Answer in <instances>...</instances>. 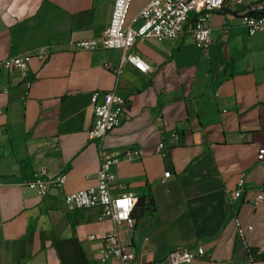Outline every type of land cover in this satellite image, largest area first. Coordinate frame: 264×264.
Masks as SVG:
<instances>
[{
  "label": "crops",
  "instance_id": "obj_1",
  "mask_svg": "<svg viewBox=\"0 0 264 264\" xmlns=\"http://www.w3.org/2000/svg\"><path fill=\"white\" fill-rule=\"evenodd\" d=\"M145 1H130L125 22L132 28ZM111 7L112 0H0V59L46 55L30 60L24 78L0 70V264H94L101 236L112 230L135 254L129 264L197 245L205 256L189 264H264V193L252 205L264 185V163L255 158L264 147V32L248 35L238 19L264 10V0L211 11L204 52L187 31L194 13L175 39H136L132 50L145 72L120 62L119 49L70 46L99 37ZM107 90L124 99L119 123L101 141L88 139L89 95L99 99ZM159 141L163 155L153 150ZM133 148L140 155L112 164L108 183L112 195L143 204L152 197L149 210L134 203L131 229L98 220V206L67 208L63 193L95 184L100 154ZM38 167L65 174L61 188L39 197L18 186ZM238 178L243 184L231 199ZM233 215L250 226L243 241Z\"/></svg>",
  "mask_w": 264,
  "mask_h": 264
},
{
  "label": "built area",
  "instance_id": "obj_2",
  "mask_svg": "<svg viewBox=\"0 0 264 264\" xmlns=\"http://www.w3.org/2000/svg\"><path fill=\"white\" fill-rule=\"evenodd\" d=\"M131 0H112V7L108 23L99 37L82 38L70 42L73 49L93 50L95 48L119 49L124 53L120 62L129 63L135 70L145 72L148 65L142 57L132 50L136 39L151 38L155 41L164 39H175L185 29L189 13H194V19L189 27L188 34L195 47L204 52L209 45L208 19L213 10L220 9L226 2H240L241 0H146L138 10L136 17L139 24L132 28L125 22L126 14ZM250 12V11H249ZM241 12L238 16L239 23L245 28L246 33L251 35L257 31L264 32V13ZM256 12V11H253ZM42 53H16L0 59V70L16 69L24 78L27 75L28 64L31 59H44ZM105 69L114 72L119 71V65L111 67L107 62L103 63ZM29 80H25L28 86ZM0 89L5 90L2 86ZM91 107V123L87 129L88 139L102 140L105 134L118 125L123 112L124 99L113 90L103 91L98 99V92L93 91L89 95ZM171 136L176 138V134ZM163 143L161 141L154 145V152L163 155ZM140 155L138 149H126L123 153L111 152L99 155V162L95 171L96 182L93 186L63 193L62 200L67 208H85L98 206V220L107 219L113 227L124 225L131 229L134 225V217L131 213L135 203V197L131 194L112 195L110 193L109 181L113 174L109 167L118 161L130 160ZM256 161L264 163V147L260 148L256 155ZM168 171L162 173V178L168 176ZM65 174H47L43 167H38L28 180H21L18 186L26 187L41 197L48 187L60 189ZM243 179L236 180V188L230 193L234 199L239 195ZM264 193V185L253 196L252 205L255 207ZM232 223L236 234L242 239L244 230L250 226L241 225L237 215H233ZM103 243L102 255L94 264H129L135 257L130 247L120 241L115 231H110L101 236ZM201 246L193 248L174 247L167 252L160 262L144 264H189L195 258L204 257ZM16 264H23L17 262Z\"/></svg>",
  "mask_w": 264,
  "mask_h": 264
},
{
  "label": "trees",
  "instance_id": "obj_3",
  "mask_svg": "<svg viewBox=\"0 0 264 264\" xmlns=\"http://www.w3.org/2000/svg\"><path fill=\"white\" fill-rule=\"evenodd\" d=\"M249 13H256V14H259V13H264V10H261V11H257V12H253V11H250ZM194 19V16L192 18V21ZM135 203H138L141 208H140V212L143 211V210H149L151 209L152 207V197L148 194V198H147V203L146 204H143L142 203V198H137L136 199V202ZM132 217H136L135 213H134V210H132V213H131Z\"/></svg>",
  "mask_w": 264,
  "mask_h": 264
}]
</instances>
